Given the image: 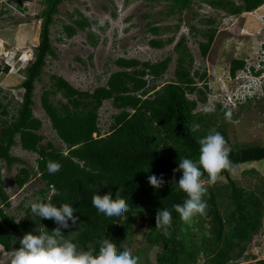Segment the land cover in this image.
I'll return each mask as SVG.
<instances>
[{"label": "trees", "instance_id": "obj_1", "mask_svg": "<svg viewBox=\"0 0 264 264\" xmlns=\"http://www.w3.org/2000/svg\"><path fill=\"white\" fill-rule=\"evenodd\" d=\"M63 1L66 0H41L38 43L34 48L33 61L24 70L20 100L14 106L11 102L4 104L0 101V162L4 161L8 166L15 162L23 163L11 153L16 144L37 154L35 168L22 166L18 169L16 186L21 188L38 175L43 187L36 191V197L47 201L53 188L55 192L49 196L53 204H71L78 220L69 229H62L63 236L85 251H98L99 243L105 238L117 247L125 248L124 244L131 241L139 222V226L147 230L149 247L160 249L156 264H198L200 255H203L202 264H229L243 256L248 243L263 224L264 193L258 194L251 188L240 186L230 179V174L241 164L264 160V145L246 144L230 148L229 159L233 169L219 174L228 179L226 184L210 181L205 173L201 178L207 187L204 215L186 223L173 207L183 204L187 198L172 184L173 180L178 182L181 175L174 169L178 168L180 159H197L198 140L213 131L207 118L211 113L195 112L197 101L187 97L188 93L197 91L201 100H205L194 76L206 89L207 84L206 72L194 70L191 73L193 58L184 37L175 45L178 57L174 78L158 89L155 82L167 70L170 57L156 63L120 57L115 63L121 69L112 72L106 85L98 86L92 92L73 87L63 77L52 76L54 90L43 91L41 106L61 146L46 140L40 133L42 121L32 110L33 91L47 57L55 56L50 26ZM168 1L178 11L190 5V0ZM241 1L242 5L232 0H207V4L238 15L251 12L264 3V0ZM209 22L214 23V20L209 19ZM75 24L84 29L88 21L82 18L75 20ZM151 30L157 32V28ZM64 31L71 37L76 28L65 25ZM215 32L214 28L209 29L204 34L206 42L199 43L204 57L210 51ZM150 44L160 48L164 43L152 40ZM243 66L242 60H232L230 74L235 76ZM8 71L9 66L0 65L1 75ZM57 93L62 99L52 102L50 96ZM105 100H111L118 112L111 115L110 125L102 132L99 109ZM215 111L226 115L228 120L234 121L237 117L232 109L226 110L220 104ZM194 124L200 125L196 131H192ZM49 162L61 164L60 170L49 174ZM150 175L158 178L162 175L163 187L158 190L151 187L148 183ZM109 191L113 198L119 193L120 198L129 204V210L116 220L98 216L91 202L94 194L104 195ZM8 202L0 169V203L7 206ZM161 209H168L173 215L167 235L155 228V217ZM56 227L51 220L34 217L30 204L19 222L0 207V244L7 249L12 245L18 248L19 240L26 233L51 232ZM73 228L77 230L71 236ZM262 250L264 253V240ZM142 253H145L144 249L139 252ZM245 258L248 259L247 256ZM247 264H264V258Z\"/></svg>", "mask_w": 264, "mask_h": 264}, {"label": "rangeland", "instance_id": "obj_2", "mask_svg": "<svg viewBox=\"0 0 264 264\" xmlns=\"http://www.w3.org/2000/svg\"><path fill=\"white\" fill-rule=\"evenodd\" d=\"M232 1L242 5L241 0ZM15 2L16 0H0V63L10 64V71L0 74V101L4 104L11 102L13 106L20 100L23 91L20 84L24 79V69L17 70L16 62L21 66L20 57L25 59L34 55L40 29L38 15L43 7L41 0H18L16 5ZM2 10L6 12H1ZM82 18L88 21L84 29L75 24V20ZM209 19H213L214 23H210ZM65 25L75 26L76 32L73 36H66ZM152 28H157V32H153ZM212 28L216 30L215 38L210 51L204 57L199 43L206 42L204 34ZM181 37L185 38V45L193 58L191 73L193 74L194 70L199 73L206 72L207 89L198 77L194 76L206 100H201L197 91L187 94L189 99H197L196 111L211 113L207 114L212 123L210 128L223 135L229 148L246 144L264 145V89L258 96L240 99L234 106L222 104L226 110L232 109L237 114L234 121L216 112L214 105L208 101V98L215 95L220 97L231 93L234 88L237 89L239 83L251 82L252 78L244 77L243 70L250 68L257 58L264 56V3L251 12L232 15L211 7L207 0H190L189 7L181 11L173 9L168 0L63 1L58 6V14L54 16L50 26V41L55 56L47 57L33 91L32 110L42 121L40 133L46 140L61 146L41 106L43 91L54 90L52 76L63 77L73 87L92 92L96 87L106 85L112 72L121 69L115 63L120 57L149 63L170 57L167 70L155 82L158 89L174 78L178 57L175 45ZM152 40H160L164 44L160 48L152 47ZM234 59L244 62L243 68L235 73L238 80H234V76L230 74L231 62ZM243 86L246 89L249 87L248 84ZM58 99H62L60 93L50 96L52 102ZM117 112L111 100L103 102L99 109V125L102 132L110 125L111 115ZM11 153L23 163L15 162L8 166L4 161L0 162L4 190L9 201L7 206H0L19 222L24 216L25 208L37 196L35 193L43 187V183L36 175L23 187L18 188L15 184L18 169L22 166L35 168L37 154L21 149L18 144L13 146ZM245 170L248 172L244 174ZM230 179L258 194L264 193V160L237 166L232 170ZM227 182L225 176L219 175L214 183ZM76 230L73 228L71 236L75 235ZM146 233L147 230L140 227L138 222L135 235L124 247L130 248L133 255L138 256L139 264H156V255L160 249L149 247ZM263 240L264 219L244 251V255L248 257L247 260L243 258L244 264L263 258ZM143 249L145 253L139 254ZM202 258L203 255H200L198 264L203 263ZM243 259H234L232 263Z\"/></svg>", "mask_w": 264, "mask_h": 264}, {"label": "clouds", "instance_id": "obj_3", "mask_svg": "<svg viewBox=\"0 0 264 264\" xmlns=\"http://www.w3.org/2000/svg\"><path fill=\"white\" fill-rule=\"evenodd\" d=\"M33 59L34 55L25 59L20 57L19 61H21L22 65L18 66L16 62L17 70H25ZM0 64L9 66L10 71V64ZM243 75L244 77H251L252 80L250 83L243 82L238 84L236 92L240 93V98L246 100L258 96L259 92L264 89L263 57L257 58L249 70H243ZM236 77L237 75L233 79L238 80L239 78L237 79ZM246 84L249 85L247 89L243 86ZM232 91H235V88ZM191 100L197 101V99ZM209 103L214 105V109H216L217 105L224 104L219 100L209 101ZM195 112L197 111L195 110ZM228 115L230 117V113ZM199 127V124H194L192 131L198 130ZM198 143V158L195 160L191 158L180 159L178 168L174 169V172L181 173L180 178L178 182L175 180L172 182L179 191L186 194L187 198L183 204L173 206L175 212L186 223H191L196 216L205 214L207 204L204 196L207 192V187L201 179L205 173L209 180L214 182L223 170L233 169L232 161L229 159L231 149L226 146L227 142L220 132L210 131L206 136L200 138ZM60 168L61 164L58 162H49L47 165L49 174H55ZM148 183L151 187L158 190L163 187L165 181L162 175L159 178L156 175H150ZM54 192L55 189L52 188L48 194L47 201L36 197L30 202V211L34 217H38L40 220L42 218L51 220L57 227L51 232L45 230L36 234L32 232L24 234L19 240L20 246L9 253L6 260L0 262V264H139V258L133 255L130 248H119L106 238L99 243L98 251L95 249L85 251L70 239H66L63 236L62 229H69L72 225H75L78 217L75 215V209L71 204L63 203L57 206L51 202V197L49 196ZM91 202L97 210V215L107 219H119L129 210V204L120 198L119 193L113 198L110 191L104 195L94 194ZM172 221V212L168 209H161L155 217V228L160 229L167 235ZM261 253L264 258L263 250ZM245 257L246 255L243 254L240 258L247 260Z\"/></svg>", "mask_w": 264, "mask_h": 264}, {"label": "built area", "instance_id": "obj_4", "mask_svg": "<svg viewBox=\"0 0 264 264\" xmlns=\"http://www.w3.org/2000/svg\"><path fill=\"white\" fill-rule=\"evenodd\" d=\"M264 55V53H263ZM264 59V56H262ZM246 70H249V68H247ZM237 90L235 89V91H230L231 93H226V95L220 96V97H216L213 96L211 98H209V101L212 102L213 100H219L222 101L224 104H228V105H235L236 103H238L239 101H241L242 99L240 98V93L236 92ZM241 99V100H240ZM239 263H245L244 260H241L239 262L236 263H232L230 262L229 264H239Z\"/></svg>", "mask_w": 264, "mask_h": 264}, {"label": "crops", "instance_id": "obj_5", "mask_svg": "<svg viewBox=\"0 0 264 264\" xmlns=\"http://www.w3.org/2000/svg\"><path fill=\"white\" fill-rule=\"evenodd\" d=\"M18 0H16L17 2ZM16 2H15V5H16ZM262 161V160H261ZM16 247H14L13 245L7 249L5 248L2 244H0V262H3L6 260V257L9 253H11Z\"/></svg>", "mask_w": 264, "mask_h": 264}]
</instances>
